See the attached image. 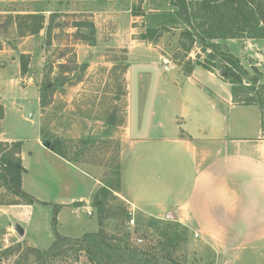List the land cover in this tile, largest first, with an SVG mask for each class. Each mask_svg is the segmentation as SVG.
<instances>
[{
  "label": "rangeland",
  "instance_id": "obj_1",
  "mask_svg": "<svg viewBox=\"0 0 264 264\" xmlns=\"http://www.w3.org/2000/svg\"><path fill=\"white\" fill-rule=\"evenodd\" d=\"M170 2L0 0V100H5L6 111L3 123L0 105V134L5 133L0 139L23 142L21 188L27 194L16 198L0 181V264H41L27 248L43 254L71 249V255L56 264H225L190 229L137 211L119 194L120 141L108 130L115 121L116 100H126L125 66L131 100H207L203 91L182 77L194 68L202 69L196 61L206 62L208 54H215L197 44L189 54L182 50V25L163 20L172 11ZM27 14L42 17V29L20 37L14 18ZM254 34L248 28L242 38L218 44L222 52L239 60L248 71L247 79L258 78V84L264 85V39ZM163 59L170 62L168 72L162 70ZM219 61L217 55L210 64L218 66ZM253 67L261 75H255ZM245 115L243 129L234 126L233 135L251 139L259 125L251 110ZM31 119L39 120V134ZM43 141L75 168L43 149ZM156 150L135 152L157 156L152 162L132 160L126 153L121 164L124 179H170L189 189L190 160H184L182 181L173 173L180 169L179 161ZM135 165H142L140 173L132 172ZM79 196L85 198L69 203ZM147 209L157 213L148 203ZM15 225L24 230L23 236L14 231ZM8 248H13L10 255L4 253ZM230 264H264V248H245Z\"/></svg>",
  "mask_w": 264,
  "mask_h": 264
},
{
  "label": "crops",
  "instance_id": "obj_2",
  "mask_svg": "<svg viewBox=\"0 0 264 264\" xmlns=\"http://www.w3.org/2000/svg\"><path fill=\"white\" fill-rule=\"evenodd\" d=\"M125 68L126 100H116L112 116L115 121L108 130L112 138L120 141V196L132 208L150 217L162 219L172 215L177 224L190 229L208 245L217 261L223 260L225 264L232 263L245 248H264V137L260 110L255 106L234 104L230 85L200 68L192 69L182 79L203 91L207 100H153V97L151 100H131L129 67ZM204 80L211 87L202 83ZM173 84L177 87L179 83L174 80ZM4 102L0 100L3 123L6 119ZM34 103L40 111L38 100ZM246 110L254 113L259 125L251 139L233 135L234 126L243 129ZM41 116L39 112V119ZM30 122L35 134H39V120L31 119ZM36 142L39 144L38 140ZM20 144L22 161L25 152L23 142ZM159 145L167 148H159ZM148 148L161 151L167 155L165 158L179 161L180 169L173 173L182 181L186 174L182 166L184 160L189 159L193 169L189 189L170 179L163 182L153 178L124 179L121 164L125 154L130 153L135 161H155L157 156L135 154L139 149L147 151ZM48 153L65 166L75 168L52 151L48 150ZM141 166L135 165L132 172L140 173ZM84 198L72 197L69 203H79ZM147 203L157 210L156 214L147 209ZM27 208L31 214L32 206Z\"/></svg>",
  "mask_w": 264,
  "mask_h": 264
},
{
  "label": "trees",
  "instance_id": "obj_3",
  "mask_svg": "<svg viewBox=\"0 0 264 264\" xmlns=\"http://www.w3.org/2000/svg\"><path fill=\"white\" fill-rule=\"evenodd\" d=\"M172 11L163 15L166 23L181 24L180 42L182 50L187 54L194 45H200L203 51L209 49L208 59L196 61V65L212 73L217 69L219 77L230 85L233 103L242 106H255L260 110L261 133L264 137V85L258 84V78H248V71L243 68L236 57L222 52L220 41L242 38V34L250 28L254 37L264 39V0H171ZM11 19V18H10ZM16 30L20 37L39 33L43 18L34 14L18 15L14 18ZM24 23V25H23ZM148 29L147 33H153ZM145 38V35L143 36ZM219 64L211 65L215 57ZM255 75H261L256 68L251 69ZM21 73L24 74L23 67ZM0 116H2L0 108ZM9 149V150H7ZM53 153L63 158L56 148ZM6 151L4 154L2 152ZM20 143H0V181L1 187L16 198H25L27 194L21 188L23 168L18 157ZM119 174V172H118ZM119 181V177H118ZM26 203L27 205H30ZM71 249H52L43 254L38 250L27 248V252L38 255L41 264H56L65 261ZM13 248L4 250L11 254Z\"/></svg>",
  "mask_w": 264,
  "mask_h": 264
},
{
  "label": "water",
  "instance_id": "obj_4",
  "mask_svg": "<svg viewBox=\"0 0 264 264\" xmlns=\"http://www.w3.org/2000/svg\"><path fill=\"white\" fill-rule=\"evenodd\" d=\"M42 146L47 149L50 150V143L49 142H45L43 141ZM168 220H174V218L172 217V215H169L167 217ZM14 231L19 235V236H23L24 235V230L19 226V225H15L14 226Z\"/></svg>",
  "mask_w": 264,
  "mask_h": 264
},
{
  "label": "built area",
  "instance_id": "obj_5",
  "mask_svg": "<svg viewBox=\"0 0 264 264\" xmlns=\"http://www.w3.org/2000/svg\"><path fill=\"white\" fill-rule=\"evenodd\" d=\"M162 70H163V72L170 71V62H169V60H167V59H163L162 60ZM138 243H142V240L139 239Z\"/></svg>",
  "mask_w": 264,
  "mask_h": 264
}]
</instances>
